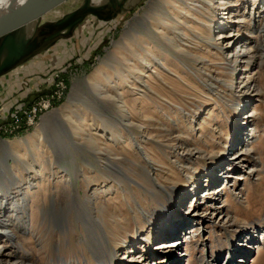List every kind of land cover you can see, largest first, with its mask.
<instances>
[{
	"label": "rangeland",
	"instance_id": "obj_1",
	"mask_svg": "<svg viewBox=\"0 0 264 264\" xmlns=\"http://www.w3.org/2000/svg\"><path fill=\"white\" fill-rule=\"evenodd\" d=\"M128 1L0 76L15 75L0 105L31 101L39 75L68 81L44 123L0 144L17 176L0 201L18 194L29 225L25 250L0 244L28 264H264V0Z\"/></svg>",
	"mask_w": 264,
	"mask_h": 264
},
{
	"label": "water",
	"instance_id": "obj_2",
	"mask_svg": "<svg viewBox=\"0 0 264 264\" xmlns=\"http://www.w3.org/2000/svg\"><path fill=\"white\" fill-rule=\"evenodd\" d=\"M66 0H24L11 5L0 13V76L10 69L39 54L53 45L60 37L73 34L77 25L87 15L109 20L122 12L121 5L115 2L94 4L90 0L82 2L74 9L55 20H42V16ZM34 21V28L26 34V26ZM43 125V124H42ZM5 139H1L2 142ZM239 138L235 139L238 144ZM13 158L9 154H0V180L10 179L8 166ZM57 162V161H56Z\"/></svg>",
	"mask_w": 264,
	"mask_h": 264
},
{
	"label": "bare ground",
	"instance_id": "obj_3",
	"mask_svg": "<svg viewBox=\"0 0 264 264\" xmlns=\"http://www.w3.org/2000/svg\"><path fill=\"white\" fill-rule=\"evenodd\" d=\"M24 0H0V13L5 11L6 9H8L11 5H14V4H19L21 2H23ZM92 3L94 4H102V3H105V2H117L119 5H121V8H122V12H124L125 10L129 9L127 8V5L129 3L128 0H90ZM232 0L230 1H227V0H223L222 1V4L225 5L227 2L228 3H231ZM63 3V2H62ZM132 3H135V1H131V4ZM60 5V4H59ZM49 12V11H48ZM46 14V13H45ZM119 14V13H118ZM88 16V15H87ZM252 14H250V18H251ZM43 17V16H42ZM86 17V16H85ZM84 17V18H85ZM253 19V18H251ZM253 21V20H252ZM34 28V21L29 23L27 26H26V34H30V32L33 30ZM74 33V31H73ZM262 36H264V28H263V31H262ZM236 37V36H235ZM240 38L241 37H238V38H230L231 40L228 41L227 43V47H230L231 45H234V44H237V43H240ZM256 46H252V47H248L247 50H249V53L253 52L252 49L255 48ZM257 48V47H256ZM257 50V49H256ZM255 51V50H254ZM245 53L243 52V54L241 53L239 55V57L243 56ZM253 54V53H252ZM257 54V53H256ZM245 56V55H244ZM243 56V57H244ZM252 58V57H251ZM237 60V59H236ZM238 61V60H237ZM45 74H47L46 72H44ZM47 76H44V78H46ZM32 87H29L28 86H25V91L26 90H29L31 88H36V90L39 91L38 95H41L43 93H46V94H50L52 93V86L51 84L43 79L41 82H39L37 85H31ZM31 101H36V97H32L31 98ZM52 112H54L53 110L51 111H46L45 113L42 114L40 120L42 118L43 119V123L44 121L46 120V118L48 116H51V114H53ZM10 113V110L8 109H3V114L0 115L1 118L4 117V116H8ZM21 133L20 131L19 132H14V133H11L10 136H14L16 134H19ZM1 140V139H0ZM7 141L6 139L3 140L2 142H5ZM0 142V144L2 143ZM26 143V142H25ZM54 144V143H53ZM93 146H94V149H98L99 148V142L98 140L96 139V141L93 143ZM246 146V145H245ZM244 150L247 152V150H249V147L246 146L244 148ZM58 150L56 149V151L54 152V154L58 155ZM6 150H3V152H0L1 154H6ZM8 154V153H7ZM12 155V154H11ZM11 157H16V154L15 155H12ZM21 155H17V158L20 159ZM13 158V160H14ZM10 168H11V163H9L8 165ZM36 171L39 172V173H42L41 172V168L39 167L38 169L35 167ZM15 178L13 179H16L17 176L14 175ZM52 176V174H51ZM87 177V176H86ZM5 177H3L2 179H4ZM7 178V177H6ZM8 179V178H7ZM11 179V178H10ZM85 180H88L87 178H85ZM2 181V180H1ZM13 182V181H11ZM84 183V182H83ZM83 186H85L83 184ZM9 192V189H3L2 193L3 195L5 196L7 193ZM25 193V192H24ZM1 197V201H0V235H3V240L4 241H12V245L15 249L17 250H25L22 243L18 240H16L15 237H17L16 235V232H18V230H26L27 227L29 226L28 225V222L26 220V216H25V212L27 211V207L25 205V202H21V199H20V196H18V194L14 195L13 197L11 198H8V197ZM99 196L98 192H95L93 193V196L89 195L87 192L85 194V197L86 199L84 200H81L84 205L82 203H79L74 201L75 198H74V195H73V202H74V210L76 213H79V212H82L83 210H86L88 207L87 205V202L92 198H97ZM88 210V209H87ZM84 212V211H83ZM82 212V214H83ZM6 213V215H5ZM88 213V212H87ZM86 213V214H87ZM90 214V213H88ZM9 215V216H7ZM80 216V215H79ZM4 217H7L9 218L8 220ZM84 217V215H83ZM178 218V217H176ZM88 220V219H87ZM176 220V219H175ZM93 220H90L89 222H91ZM92 223V222H91ZM174 224V223H171V225ZM175 225V224H174ZM178 225H180L178 223ZM177 226V225H175ZM175 226H173L174 228H176ZM178 227V226H177ZM95 234V233H94ZM93 235V234H92ZM94 241L95 242H98V239L93 237ZM101 240V239H100ZM176 241H173L172 243H170L169 247L173 249V246L175 245ZM103 245V244H102ZM99 242L95 245L96 248L102 250L103 254H105V252L103 251V246H102ZM12 249V248H11ZM17 250H13V251H8V252H5V245H2L0 244V264H28L27 261L25 262V260H23L22 256L19 254L20 252H18ZM13 253V255H12ZM115 257V256H114ZM175 261L179 262L181 261V257L178 256V257H175ZM221 262L223 261L222 259L220 260ZM29 262V261H28ZM29 264H34L33 262H30ZM59 264H68L65 260ZM76 264H80L79 262H76ZM223 264H229L226 260L223 262ZM235 264H243L241 262H237Z\"/></svg>",
	"mask_w": 264,
	"mask_h": 264
},
{
	"label": "built area",
	"instance_id": "obj_4",
	"mask_svg": "<svg viewBox=\"0 0 264 264\" xmlns=\"http://www.w3.org/2000/svg\"><path fill=\"white\" fill-rule=\"evenodd\" d=\"M44 74V71L43 73ZM43 79L47 80L52 86V93L36 96V101H20V96L10 99L9 103L0 105V115L3 109L10 110L8 116H0V139H6L11 133L27 131L34 127L40 120L43 113L53 110L58 102L65 96L68 89L67 78L63 76L61 69H56L49 76L44 78L38 76L32 80L33 85H37ZM36 89V88H35ZM25 95V94H24Z\"/></svg>",
	"mask_w": 264,
	"mask_h": 264
},
{
	"label": "crops",
	"instance_id": "obj_5",
	"mask_svg": "<svg viewBox=\"0 0 264 264\" xmlns=\"http://www.w3.org/2000/svg\"><path fill=\"white\" fill-rule=\"evenodd\" d=\"M14 76H15V75H13L12 77L9 76V77L6 78L7 81L5 80V81L3 82L2 85H4V86H2V88L0 89V94H1V93H5V92H4V88H5L6 84H7L6 82H8V80H9V81H12V80L14 79ZM19 79H20V78H19ZM0 80H2V79L0 78ZM13 84H14L13 86H14L15 89H18V88L20 87V86H19V83H18V80H16V81L14 80V81H13ZM21 87H25V85H22Z\"/></svg>",
	"mask_w": 264,
	"mask_h": 264
}]
</instances>
